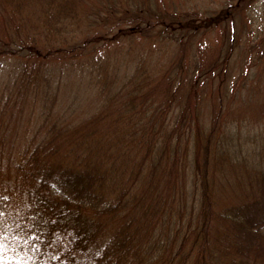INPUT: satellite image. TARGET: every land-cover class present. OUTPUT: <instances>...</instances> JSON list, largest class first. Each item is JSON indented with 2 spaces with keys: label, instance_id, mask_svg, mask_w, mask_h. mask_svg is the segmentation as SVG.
I'll return each instance as SVG.
<instances>
[{
  "label": "trees",
  "instance_id": "trees-1",
  "mask_svg": "<svg viewBox=\"0 0 264 264\" xmlns=\"http://www.w3.org/2000/svg\"><path fill=\"white\" fill-rule=\"evenodd\" d=\"M85 1L0 0V58L23 60L0 86V264H264V122L231 104L264 90L259 43L198 44L183 70L181 12L125 0L83 30Z\"/></svg>",
  "mask_w": 264,
  "mask_h": 264
},
{
  "label": "rangeland",
  "instance_id": "rangeland-1",
  "mask_svg": "<svg viewBox=\"0 0 264 264\" xmlns=\"http://www.w3.org/2000/svg\"><path fill=\"white\" fill-rule=\"evenodd\" d=\"M125 0H115L112 2L111 6L106 9V3L102 0H86L82 6H91L90 11L86 14H82L84 27L86 28L89 22L95 21L106 22L105 18L108 17V14H112L114 8ZM141 1V0H134ZM157 5L162 6L164 9H168L170 12L180 13L185 15L184 21H182L183 26L186 25V42L182 49H179L180 46L169 45V48L165 52V57L169 56V59H174L177 54L182 58L181 67L186 68L185 60L193 53L194 47L198 44L211 43L213 45H220L222 42L227 44L228 38L231 36L236 37V39L250 42V45H255L259 43L258 58H260L257 65L252 68L250 71V78L254 77V74L257 76L256 85L261 86V89H264V0H254L250 1L252 4V9L250 12H247L244 9V14L242 15V20L240 21L241 15H237L234 4H237V0H155ZM248 2V3H250ZM152 6H154V1L150 0ZM100 10V12H98ZM226 11L227 14L223 16L221 21V13ZM184 14H183V13ZM108 13V14H107ZM92 14V17L88 16ZM248 17H251L252 22L249 21ZM193 21L191 24L190 21ZM221 24V30H220ZM224 25V27L222 26ZM222 34V35H221ZM62 39L68 38L66 35H59ZM222 38H226L223 40ZM142 47H147L145 44H141ZM154 47V45H152ZM256 48V47H255ZM255 48L251 50L250 55L256 56ZM157 52V51H156ZM158 54V52H157ZM249 56V54H248ZM165 57H159L156 54H152L149 58L156 62V59L165 60ZM238 59L237 62L235 60ZM240 59L241 57L235 52L230 60V63L233 65L235 72L240 71ZM23 60L18 57L13 56L12 58H0V86L9 83L12 79L17 77L16 72L19 70ZM170 65L168 63L167 67ZM173 66V65H171ZM166 67V68H167ZM174 69L179 71L177 65L174 66ZM174 69L170 70V76L175 78ZM79 71H75L74 74H77L74 79H78L80 74ZM91 75L94 76L98 74L97 71L92 70ZM84 76H87L88 73H82ZM217 81L216 76L213 78L212 82ZM202 87L210 88L217 90V86L214 84H205ZM230 89H225V92H228ZM214 94L211 90L202 89L201 97L205 101L207 110L210 109L209 99L211 95ZM249 90H245L234 97L232 101V111L234 112L237 120H251V122H264V116L259 117V111H264V90L260 94L252 95L248 99ZM207 95H209L208 99ZM219 100L215 97L214 101ZM251 101L250 103L248 101ZM263 102V103H262ZM224 105L221 101H219ZM247 115V116H246ZM2 127L7 128L5 134H7L11 128L17 125L13 123L12 119L9 116V112L2 114ZM2 149L3 160L9 158L8 147L4 145Z\"/></svg>",
  "mask_w": 264,
  "mask_h": 264
}]
</instances>
